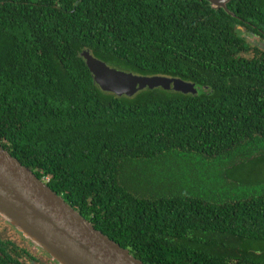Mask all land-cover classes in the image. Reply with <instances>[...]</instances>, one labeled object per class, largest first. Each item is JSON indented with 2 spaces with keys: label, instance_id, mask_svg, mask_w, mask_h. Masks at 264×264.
Listing matches in <instances>:
<instances>
[{
  "label": "trees",
  "instance_id": "1",
  "mask_svg": "<svg viewBox=\"0 0 264 264\" xmlns=\"http://www.w3.org/2000/svg\"><path fill=\"white\" fill-rule=\"evenodd\" d=\"M225 8L0 0V147L142 264H264L252 250L264 243V188L213 201L179 188L142 193L123 175L173 155L227 158L229 169L264 160V0ZM84 51L196 93L103 92ZM224 182L234 183L228 169Z\"/></svg>",
  "mask_w": 264,
  "mask_h": 264
},
{
  "label": "water",
  "instance_id": "2",
  "mask_svg": "<svg viewBox=\"0 0 264 264\" xmlns=\"http://www.w3.org/2000/svg\"><path fill=\"white\" fill-rule=\"evenodd\" d=\"M225 8L231 0H206ZM82 58L93 82L103 92L132 97L145 89L162 88L195 94L190 83L161 76H138L110 68L88 51ZM0 215L59 264H142L94 229L62 197L0 147Z\"/></svg>",
  "mask_w": 264,
  "mask_h": 264
},
{
  "label": "rangeland",
  "instance_id": "3",
  "mask_svg": "<svg viewBox=\"0 0 264 264\" xmlns=\"http://www.w3.org/2000/svg\"><path fill=\"white\" fill-rule=\"evenodd\" d=\"M228 161L227 158L213 161L194 155L184 158L173 155L130 165L124 169L123 175L131 179L133 189L150 195L179 188L214 201L241 197L243 194L248 197L256 193L257 189L263 190L264 160L242 162L240 166L230 169L226 166ZM227 169L234 183L219 184L218 180L225 177ZM236 245L232 244L231 247ZM252 250L259 258L264 257V243H252Z\"/></svg>",
  "mask_w": 264,
  "mask_h": 264
},
{
  "label": "flooded vegetation",
  "instance_id": "4",
  "mask_svg": "<svg viewBox=\"0 0 264 264\" xmlns=\"http://www.w3.org/2000/svg\"><path fill=\"white\" fill-rule=\"evenodd\" d=\"M0 264L59 263L0 216Z\"/></svg>",
  "mask_w": 264,
  "mask_h": 264
},
{
  "label": "built area",
  "instance_id": "5",
  "mask_svg": "<svg viewBox=\"0 0 264 264\" xmlns=\"http://www.w3.org/2000/svg\"><path fill=\"white\" fill-rule=\"evenodd\" d=\"M45 181H47V179H46ZM45 181H44V182H45Z\"/></svg>",
  "mask_w": 264,
  "mask_h": 264
}]
</instances>
